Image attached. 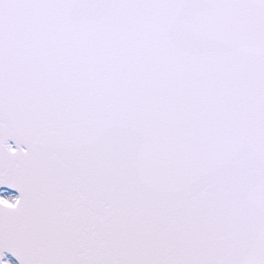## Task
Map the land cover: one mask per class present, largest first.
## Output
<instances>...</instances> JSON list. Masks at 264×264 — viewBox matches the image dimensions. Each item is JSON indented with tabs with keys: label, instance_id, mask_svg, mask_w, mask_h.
<instances>
[{
	"label": "snow or ice",
	"instance_id": "6c2138e0",
	"mask_svg": "<svg viewBox=\"0 0 264 264\" xmlns=\"http://www.w3.org/2000/svg\"><path fill=\"white\" fill-rule=\"evenodd\" d=\"M0 264H264V0H0Z\"/></svg>",
	"mask_w": 264,
	"mask_h": 264
},
{
	"label": "water",
	"instance_id": "95a60500",
	"mask_svg": "<svg viewBox=\"0 0 264 264\" xmlns=\"http://www.w3.org/2000/svg\"><path fill=\"white\" fill-rule=\"evenodd\" d=\"M11 142V141H10ZM11 143H14V142H11Z\"/></svg>",
	"mask_w": 264,
	"mask_h": 264
}]
</instances>
